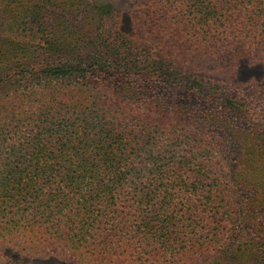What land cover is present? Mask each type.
Wrapping results in <instances>:
<instances>
[{
    "label": "trees",
    "instance_id": "1",
    "mask_svg": "<svg viewBox=\"0 0 264 264\" xmlns=\"http://www.w3.org/2000/svg\"><path fill=\"white\" fill-rule=\"evenodd\" d=\"M144 2L149 39L111 4L0 0V264H264V89L194 61L264 63V0Z\"/></svg>",
    "mask_w": 264,
    "mask_h": 264
},
{
    "label": "rangeland",
    "instance_id": "2",
    "mask_svg": "<svg viewBox=\"0 0 264 264\" xmlns=\"http://www.w3.org/2000/svg\"><path fill=\"white\" fill-rule=\"evenodd\" d=\"M93 3L99 5L111 4L113 5L118 12L123 15L124 18V31L125 32H134L137 31L142 33L145 39H149V33L144 31L150 29V20L146 18V15H138L136 11L138 6H141L142 3H145L144 0H90ZM146 4V3H145ZM148 27V28H147ZM147 28V29H146ZM154 37V38H153ZM151 38L155 39L156 43H159L160 40L164 41L165 44H169L170 48L183 49L184 43L177 42V39H166V36H162L161 31H156L155 35ZM188 46L184 49L187 53H190ZM173 50V51H174ZM170 51V50H168ZM177 51V52H181ZM185 57V56H184ZM192 57V56H191ZM189 56L188 60H191ZM194 58V55L193 57ZM196 64L202 65V68L205 70H212L210 75L215 77L219 81H225L230 85H239L247 81L251 83H256L260 85L261 89H264V63L263 62H253L247 58H241L237 55H227L222 57H216L213 62L208 64V60L203 56L194 60ZM237 129L233 131V136L236 138L237 143L241 146V149L237 150L235 154V160L242 161L246 156L250 155L252 149L249 144L256 145L258 133L251 126L249 122H246L242 119L237 120ZM230 136V135H227ZM250 141V142H249ZM246 142H249L246 144ZM248 147V148H246ZM18 251L8 247H1L0 249V261L6 262L8 259L18 258ZM21 258H24L22 256Z\"/></svg>",
    "mask_w": 264,
    "mask_h": 264
}]
</instances>
